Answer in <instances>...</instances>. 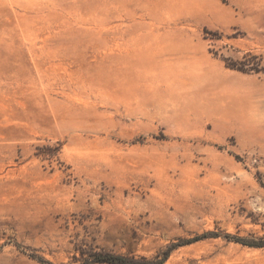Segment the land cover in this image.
I'll return each instance as SVG.
<instances>
[{
    "label": "rangeland",
    "instance_id": "374dc122",
    "mask_svg": "<svg viewBox=\"0 0 264 264\" xmlns=\"http://www.w3.org/2000/svg\"><path fill=\"white\" fill-rule=\"evenodd\" d=\"M227 236L264 241V0H0V264H264Z\"/></svg>",
    "mask_w": 264,
    "mask_h": 264
},
{
    "label": "trees",
    "instance_id": "16d2710c",
    "mask_svg": "<svg viewBox=\"0 0 264 264\" xmlns=\"http://www.w3.org/2000/svg\"><path fill=\"white\" fill-rule=\"evenodd\" d=\"M208 236H216L214 234L206 233L203 234L193 241L194 242L200 239H204ZM227 238L238 242L242 245L249 246V247H255V248H262L264 247V241L263 240H258V241H247L244 239H238L235 237L227 236ZM176 244H173L169 246L166 251L163 253V257L161 259H158L156 261H152V264H163L164 261L167 259L170 251L175 248ZM78 252L80 254V259L77 258V256H73V258L77 261H81V264H144L145 258H141L140 260L135 259V257H126V256H121V255H114L110 253H104V252H95L94 250L90 251H85L84 249H78ZM149 263V262H148Z\"/></svg>",
    "mask_w": 264,
    "mask_h": 264
}]
</instances>
